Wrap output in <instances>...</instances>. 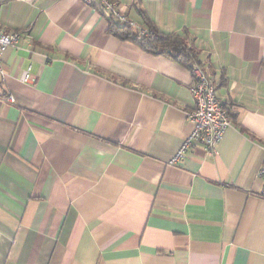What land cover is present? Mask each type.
<instances>
[{
	"label": "crops",
	"instance_id": "0c3cea01",
	"mask_svg": "<svg viewBox=\"0 0 264 264\" xmlns=\"http://www.w3.org/2000/svg\"><path fill=\"white\" fill-rule=\"evenodd\" d=\"M113 1L186 35L232 126L172 164L191 70L80 0H3L0 264H264V0Z\"/></svg>",
	"mask_w": 264,
	"mask_h": 264
},
{
	"label": "built area",
	"instance_id": "2783aa9c",
	"mask_svg": "<svg viewBox=\"0 0 264 264\" xmlns=\"http://www.w3.org/2000/svg\"><path fill=\"white\" fill-rule=\"evenodd\" d=\"M3 0H0V5ZM89 7H98L109 14L110 19L119 21L121 24H128L139 29L141 35L147 34V30L130 21L123 14L118 4L113 0H80ZM23 34L21 32L7 33L0 27V73L2 74L3 55L11 48H16L20 43ZM22 81L32 83L30 73L24 72ZM1 90V84H0ZM191 92L195 101L194 109L188 114V119L194 125L192 134L187 138L177 154L172 158L171 163L176 164L184 159L188 152H195L198 155H212L216 153L217 146L224 137L225 132L232 126V120L225 104L219 98L216 85L213 82L212 74L201 65L193 67V83ZM9 102L14 101L13 96H8ZM264 179V165L259 172ZM264 197V188L262 190Z\"/></svg>",
	"mask_w": 264,
	"mask_h": 264
},
{
	"label": "trees",
	"instance_id": "16d2710c",
	"mask_svg": "<svg viewBox=\"0 0 264 264\" xmlns=\"http://www.w3.org/2000/svg\"><path fill=\"white\" fill-rule=\"evenodd\" d=\"M142 15L147 34L141 35L139 29L128 24H117L114 19H109L110 32L121 40L135 43L150 54L170 57L192 72L195 64L201 65L199 55L189 47L186 35L163 33L147 15Z\"/></svg>",
	"mask_w": 264,
	"mask_h": 264
}]
</instances>
